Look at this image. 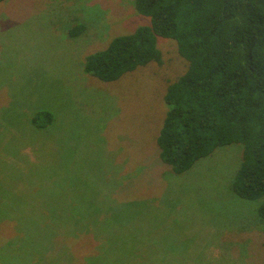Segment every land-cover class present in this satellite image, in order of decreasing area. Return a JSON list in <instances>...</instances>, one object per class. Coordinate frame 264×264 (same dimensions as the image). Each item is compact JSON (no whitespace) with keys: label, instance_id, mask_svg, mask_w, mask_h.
Here are the masks:
<instances>
[{"label":"rangeland","instance_id":"rangeland-1","mask_svg":"<svg viewBox=\"0 0 264 264\" xmlns=\"http://www.w3.org/2000/svg\"><path fill=\"white\" fill-rule=\"evenodd\" d=\"M135 1L0 3V200L140 221L128 226L143 230L153 254V244L161 247L162 261L264 264L261 202L233 190L242 145L221 147L183 174L157 160L164 95L188 67L177 42L158 37L162 63L116 82L83 69L88 55L150 24ZM78 24L86 30L72 38Z\"/></svg>","mask_w":264,"mask_h":264},{"label":"trees","instance_id":"trees-1","mask_svg":"<svg viewBox=\"0 0 264 264\" xmlns=\"http://www.w3.org/2000/svg\"><path fill=\"white\" fill-rule=\"evenodd\" d=\"M135 9L150 24L88 55L85 73L116 82L162 63L158 37L176 41L188 67L164 95L157 160L183 174L221 147L242 145L233 190L261 202L264 220V0H136ZM85 30L78 24L69 35L77 38ZM42 114L50 124L52 115ZM16 202L0 200V264L178 263L175 255L173 262L162 261L161 247L153 244V254L143 230L128 226L140 221L91 208L55 211L40 201Z\"/></svg>","mask_w":264,"mask_h":264}]
</instances>
